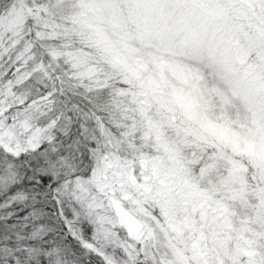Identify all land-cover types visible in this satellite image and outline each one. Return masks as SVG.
<instances>
[{"label": "snow or ice", "instance_id": "obj_1", "mask_svg": "<svg viewBox=\"0 0 264 264\" xmlns=\"http://www.w3.org/2000/svg\"><path fill=\"white\" fill-rule=\"evenodd\" d=\"M0 264H264V0H0Z\"/></svg>", "mask_w": 264, "mask_h": 264}]
</instances>
